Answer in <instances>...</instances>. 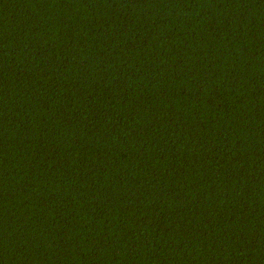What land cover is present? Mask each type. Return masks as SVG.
<instances>
[{"label":"trees","instance_id":"16d2710c","mask_svg":"<svg viewBox=\"0 0 264 264\" xmlns=\"http://www.w3.org/2000/svg\"><path fill=\"white\" fill-rule=\"evenodd\" d=\"M0 264H264V0H0Z\"/></svg>","mask_w":264,"mask_h":264}]
</instances>
